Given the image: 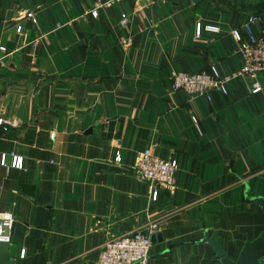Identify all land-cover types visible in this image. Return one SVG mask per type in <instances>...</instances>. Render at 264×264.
I'll return each mask as SVG.
<instances>
[{
    "label": "crops",
    "instance_id": "1",
    "mask_svg": "<svg viewBox=\"0 0 264 264\" xmlns=\"http://www.w3.org/2000/svg\"><path fill=\"white\" fill-rule=\"evenodd\" d=\"M104 1L0 0V209L13 214L0 264H95L109 237L149 224L147 264H221L207 228L235 259L264 229L247 200L264 198V71L258 92L239 75L207 97L172 91L170 75L238 70L231 30L255 13L262 31L264 0H124L87 12ZM196 22L218 29L195 36ZM147 148L177 162L155 201L134 170Z\"/></svg>",
    "mask_w": 264,
    "mask_h": 264
},
{
    "label": "built area",
    "instance_id": "2",
    "mask_svg": "<svg viewBox=\"0 0 264 264\" xmlns=\"http://www.w3.org/2000/svg\"><path fill=\"white\" fill-rule=\"evenodd\" d=\"M124 0H106L95 2L87 10L96 16L100 7H108ZM27 17L34 18L31 12H26ZM128 22L126 13H121L119 24L125 26ZM262 20L259 14H249L244 22L237 28L231 30L237 51L243 58V65L229 75H220L214 65H209L198 72H184L174 70L170 75V89L183 92L187 96H205L210 88H217L225 92V82L233 76L244 75L250 79V91L255 93L261 89L256 80V74L264 71V29L260 27ZM21 26L16 30L20 31ZM217 27L202 22H196L194 26L195 36L202 31H217ZM4 50V48H1ZM190 121L196 125L197 117L190 116ZM2 120L0 119V123ZM12 167H22L21 159L11 154ZM0 164L6 166L5 156H1ZM177 162L173 157L161 158L151 153L150 149L141 151L134 163L136 177L148 187L151 200L155 201L159 190H171L174 181V172ZM13 222V214L7 210L0 209V243L10 240L9 229ZM156 228L155 224H149L145 231H131L124 234L109 237L101 246L95 264H147L149 249L151 245L150 234ZM24 255V250L20 256Z\"/></svg>",
    "mask_w": 264,
    "mask_h": 264
},
{
    "label": "water",
    "instance_id": "3",
    "mask_svg": "<svg viewBox=\"0 0 264 264\" xmlns=\"http://www.w3.org/2000/svg\"><path fill=\"white\" fill-rule=\"evenodd\" d=\"M248 201L259 203L264 213V198L261 196L247 197ZM204 239L211 245L214 251V258L218 259L221 264H261V258L264 256V229L261 230L254 238L245 240L239 249L235 259L227 255V251L221 248L216 241V233L207 228L204 232Z\"/></svg>",
    "mask_w": 264,
    "mask_h": 264
},
{
    "label": "trees",
    "instance_id": "4",
    "mask_svg": "<svg viewBox=\"0 0 264 264\" xmlns=\"http://www.w3.org/2000/svg\"><path fill=\"white\" fill-rule=\"evenodd\" d=\"M0 129L1 130H5V129H8V128H7V125L5 123L1 122L0 123Z\"/></svg>",
    "mask_w": 264,
    "mask_h": 264
}]
</instances>
